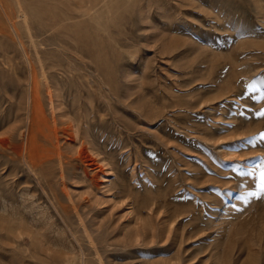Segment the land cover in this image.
I'll return each mask as SVG.
<instances>
[{
  "label": "rangeland",
  "instance_id": "obj_1",
  "mask_svg": "<svg viewBox=\"0 0 264 264\" xmlns=\"http://www.w3.org/2000/svg\"><path fill=\"white\" fill-rule=\"evenodd\" d=\"M257 113L264 0H0V264H264Z\"/></svg>",
  "mask_w": 264,
  "mask_h": 264
},
{
  "label": "snow or ice",
  "instance_id": "obj_2",
  "mask_svg": "<svg viewBox=\"0 0 264 264\" xmlns=\"http://www.w3.org/2000/svg\"><path fill=\"white\" fill-rule=\"evenodd\" d=\"M257 115H262L264 116V113H257ZM236 167H239V165H237ZM262 177H264V172H262ZM262 189H264V181H262V185H261ZM249 195H256L259 196V193H249ZM243 199H247L246 197H242Z\"/></svg>",
  "mask_w": 264,
  "mask_h": 264
}]
</instances>
